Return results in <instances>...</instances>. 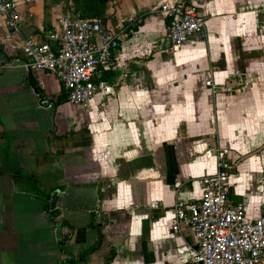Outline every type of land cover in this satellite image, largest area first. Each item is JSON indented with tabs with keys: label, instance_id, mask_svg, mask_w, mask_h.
<instances>
[{
	"label": "crops",
	"instance_id": "obj_1",
	"mask_svg": "<svg viewBox=\"0 0 264 264\" xmlns=\"http://www.w3.org/2000/svg\"><path fill=\"white\" fill-rule=\"evenodd\" d=\"M190 1L206 37L179 48L161 11L175 0L108 3L99 17L124 41L88 107L25 66L24 40L57 25L49 2L21 0L19 34L0 14V264H191L178 248L194 230L172 210L201 198L223 149L232 202L264 213V0Z\"/></svg>",
	"mask_w": 264,
	"mask_h": 264
},
{
	"label": "built area",
	"instance_id": "obj_2",
	"mask_svg": "<svg viewBox=\"0 0 264 264\" xmlns=\"http://www.w3.org/2000/svg\"><path fill=\"white\" fill-rule=\"evenodd\" d=\"M21 0H0V14L14 34L21 31ZM161 11L169 18L168 35L179 48L190 39L206 37V16L190 0L164 4ZM124 41V32L109 29L99 16L64 14L55 29L43 37H29L23 42L25 66L30 71L56 74L66 90L70 104L89 106L98 92L111 93V85L96 80L102 67L115 60V52ZM213 89L227 91L225 84L209 81ZM40 104L53 107L55 100L42 94L45 84H37ZM227 150L219 151V168L200 180L202 196L198 200L178 199L173 208L172 224L176 230L192 228L196 246L185 243L180 253L191 256V264H264V213L247 218L242 204L230 198L233 165Z\"/></svg>",
	"mask_w": 264,
	"mask_h": 264
},
{
	"label": "rangeland",
	"instance_id": "obj_3",
	"mask_svg": "<svg viewBox=\"0 0 264 264\" xmlns=\"http://www.w3.org/2000/svg\"><path fill=\"white\" fill-rule=\"evenodd\" d=\"M49 6L53 7L59 15L74 14L84 17L98 16L103 9H106L109 2L113 0H47ZM90 7H95L93 10H88ZM104 13V11H103Z\"/></svg>",
	"mask_w": 264,
	"mask_h": 264
},
{
	"label": "trees",
	"instance_id": "obj_4",
	"mask_svg": "<svg viewBox=\"0 0 264 264\" xmlns=\"http://www.w3.org/2000/svg\"><path fill=\"white\" fill-rule=\"evenodd\" d=\"M102 1H106V0H102ZM94 8H95V7H90V8H88V10L91 11V10H93ZM105 8H106V6H105ZM103 11H105V9H103V10L101 11V14L103 13ZM101 14H100V15H101ZM100 15H98V16H100Z\"/></svg>",
	"mask_w": 264,
	"mask_h": 264
},
{
	"label": "water",
	"instance_id": "obj_5",
	"mask_svg": "<svg viewBox=\"0 0 264 264\" xmlns=\"http://www.w3.org/2000/svg\"><path fill=\"white\" fill-rule=\"evenodd\" d=\"M55 195H56V193H55V194H53V197H55Z\"/></svg>",
	"mask_w": 264,
	"mask_h": 264
}]
</instances>
